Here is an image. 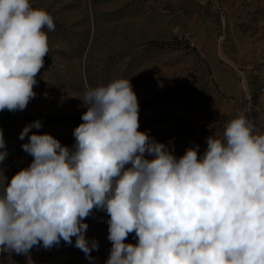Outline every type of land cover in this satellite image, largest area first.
<instances>
[{
  "label": "clouds",
  "instance_id": "obj_1",
  "mask_svg": "<svg viewBox=\"0 0 264 264\" xmlns=\"http://www.w3.org/2000/svg\"><path fill=\"white\" fill-rule=\"evenodd\" d=\"M52 16L30 0H0V111H23L49 52ZM74 150L26 125L33 157L0 189V252L27 255L61 240L90 257L98 242L84 220L105 210L112 247L106 264H264V134L250 109L177 158L139 131L130 79L89 87ZM0 162L8 155L0 129ZM153 157L146 158L145 154ZM130 165V167H126ZM135 233L136 244L125 243Z\"/></svg>",
  "mask_w": 264,
  "mask_h": 264
},
{
  "label": "rangeland",
  "instance_id": "obj_2",
  "mask_svg": "<svg viewBox=\"0 0 264 264\" xmlns=\"http://www.w3.org/2000/svg\"><path fill=\"white\" fill-rule=\"evenodd\" d=\"M46 10L55 30L43 29L49 52L36 76L35 97L23 111H0L8 155L0 189L33 157L23 150L26 125L74 150V129L87 111L89 87L130 79L139 105V131L179 158L206 138L222 136L228 121L250 109L254 134H264V0H30ZM4 149H0L3 151ZM146 158L153 157L145 154ZM130 167V165H126ZM93 209L84 222L90 257L63 240L27 255L0 252V264H106L112 247L108 220ZM125 243L136 244L135 233Z\"/></svg>",
  "mask_w": 264,
  "mask_h": 264
}]
</instances>
